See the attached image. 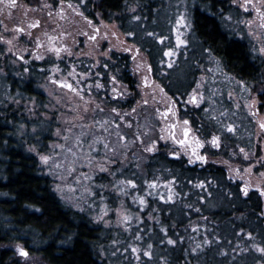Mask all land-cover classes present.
<instances>
[{
	"label": "trees",
	"instance_id": "16d2710c",
	"mask_svg": "<svg viewBox=\"0 0 264 264\" xmlns=\"http://www.w3.org/2000/svg\"><path fill=\"white\" fill-rule=\"evenodd\" d=\"M66 1L79 5L89 18L100 14L106 21H117L135 39H139L140 25L165 27L166 4L161 0ZM186 2L194 55L199 58L208 53L220 59L224 70L260 93L264 110V55L233 28L229 17L240 18L238 7L230 0ZM152 41L141 43L149 47L157 66L159 44ZM110 59L98 68L101 77L78 82L86 93L103 100L105 109L97 110L96 123H102L108 138L112 137L121 150L110 175L92 176V194L105 205L111 221H115L122 201L135 216L129 225L105 226L104 239V228L88 212L62 200L54 188V178L24 141L40 144L44 152L52 140L54 129L47 130L45 124L32 119L27 104L34 102L44 110L48 96L42 84L53 68L64 75L71 69L91 74V61L49 57L20 62L5 54L0 43V264H33L29 256L16 251V243H23L42 264H264V252L258 250L264 247V193L252 189L245 194L242 184L222 165L204 160L192 163L183 156L170 155V145L159 139V123L148 105L136 108L134 99L109 95L113 76L135 90L127 51L113 52ZM194 62H181L169 77L166 89L177 99L186 97L200 78ZM223 94L226 98L228 89ZM208 96L205 94L206 99ZM226 99L223 113L230 116L225 120L215 113L221 112L217 103L209 106L206 102L189 107L183 117L191 119L200 140L220 137L218 148H208L211 155L235 159L234 153L241 146L254 143V116L243 107L236 114L233 99ZM36 126L38 131L31 134ZM157 139V149L151 151ZM134 149L140 150L134 153ZM104 242L105 249L111 248L105 258L100 249ZM117 244L127 250L125 258L113 253Z\"/></svg>",
	"mask_w": 264,
	"mask_h": 264
},
{
	"label": "rangeland",
	"instance_id": "374dc122",
	"mask_svg": "<svg viewBox=\"0 0 264 264\" xmlns=\"http://www.w3.org/2000/svg\"><path fill=\"white\" fill-rule=\"evenodd\" d=\"M160 2L166 4L165 27L160 28L153 23L140 25L137 35L139 39H135L130 35L133 33L124 31L117 21H106L100 14L89 18L79 5L66 0H39L37 4L16 0L15 6H12L10 0H0V43L4 45L5 54L20 62L43 61L49 57L56 60L86 58L87 62L91 61V74L71 69L70 73L64 75L60 69L53 68L52 74L42 84L48 96L43 105L44 110L41 111L34 102L27 104L32 119H38L39 123L45 124L47 130L54 129L52 140L48 141V150L44 152L40 151V144L30 143L28 139L24 141L27 142L29 150L37 155L44 171L54 178V188L62 200L75 209L88 212L93 221L104 228V239L105 226H118L122 223L129 225L135 220V216L122 201L117 206L115 221H111L108 217L110 213H105V205L99 204L92 194V176L97 173L110 175L113 166L118 164L116 159L121 157V150L112 137L108 138L102 123L99 126L96 123L99 114L97 110L102 112L105 109L103 100L92 94L91 90L86 93L78 86V82L81 79L97 78L98 75L101 77L97 70L104 62H111L113 52L127 51L131 57L135 90L115 79L111 80L110 87L107 88L109 95L121 100L134 99L136 108L148 105L159 123V139L170 145V155L179 153V156L192 163L205 160L222 165L247 190L264 189V110L260 93L254 92L251 85L224 70L217 57L208 53L200 55L199 58L194 55L192 19L186 0ZM230 2L240 10V18H231L233 28L246 36L264 55V51L260 50L264 48V0H248L247 7L244 6L245 0ZM256 8H260L261 12H257ZM21 28L24 31H20ZM147 40H154L152 42L159 44L157 66L153 63L149 47H144L146 43H141ZM169 49L172 50L171 54ZM191 60L195 61L196 69L200 70V78L186 97L177 99L166 89V85L170 82L169 77L174 76L177 65ZM107 67L108 65L105 69ZM69 83L72 85L71 89L66 86ZM225 89H228L226 98L233 99L236 114L238 108L243 107L254 116V143L241 146L234 153L235 159L211 155L208 148H218L211 141L218 137L220 145V137L213 135L208 140H200L191 119L183 117L189 107L206 102L209 106L217 103L221 112L215 113L221 119H227L225 116L230 115L223 113L224 102L227 100L223 94ZM261 93H264V88ZM205 94H209L207 99ZM169 108L172 109L171 112L167 111ZM129 112L131 111L128 110ZM186 128L191 130L187 136L184 135ZM37 131V126L30 130L31 134ZM158 144L157 139L150 146L151 149L156 150ZM138 150L140 149L132 152L136 153ZM45 156L49 157L47 161L43 159ZM13 247L19 254L20 247L26 248L23 243H16ZM100 249L103 258L106 250H111L105 249V242L100 245ZM134 250L139 251V246H135ZM126 251L117 244L112 252L121 258L126 256ZM28 256L33 264H42L38 256Z\"/></svg>",
	"mask_w": 264,
	"mask_h": 264
},
{
	"label": "snow or ice",
	"instance_id": "6c2138e0",
	"mask_svg": "<svg viewBox=\"0 0 264 264\" xmlns=\"http://www.w3.org/2000/svg\"><path fill=\"white\" fill-rule=\"evenodd\" d=\"M10 3L12 4V6H15L16 5V0H10ZM245 7H247L248 6V0H245V5H244ZM256 11L257 12H261V9L260 8H256ZM137 19H139V17H137ZM181 19L183 20L184 18L183 17H181ZM229 19H231V17H229ZM39 23V21H37L36 22V24H38ZM34 27L36 26L35 24L33 25ZM20 31H24V29L23 28H21L20 29ZM130 35H133V34H130ZM93 39H95V37H93ZM182 43H187L186 41H181ZM128 51H131L132 49H127ZM261 51H264V48H262V49H260ZM171 52H172V50L171 49H169V54H171ZM59 53L57 52V55H58ZM21 59H23V57H21ZM40 59H43V57H40ZM150 67V66H149ZM112 79L113 80H115L116 78L113 76L112 77ZM56 83H63L62 81H56ZM145 83H147V80H145ZM68 88H72V85L69 83V84H67L66 85ZM75 91H78V89H76ZM115 91V90H114ZM193 100H195V97H193ZM145 103H147V101H144ZM167 111L168 112H171L172 111V109H167ZM185 123H187V122H185ZM59 131V130H58ZM218 140H219V138L218 137H214L213 139H212V141H211V143L212 144H214V145H216L217 147L219 146V143H218ZM178 143H183V141H178ZM150 150H152V151H154L155 149L153 148V149H150ZM173 155H179V153H172ZM43 159L45 160V161H47L48 159H49V157H47V156H45V157H43ZM199 159H205V157H199ZM133 184H134V181L132 182ZM121 191H123V189H121ZM262 191H264V189H262ZM245 194H247V188H245ZM141 199H143V198H141ZM129 219H130V217H129ZM249 235H251V233H249ZM172 243H175V241H171ZM258 250L260 251V252H264V247H258ZM20 252H21V254L22 255H24L25 257H27L28 255H29V253H28V250L26 249V248H23V247H20ZM151 253H149V255H150Z\"/></svg>",
	"mask_w": 264,
	"mask_h": 264
},
{
	"label": "water",
	"instance_id": "95a60500",
	"mask_svg": "<svg viewBox=\"0 0 264 264\" xmlns=\"http://www.w3.org/2000/svg\"><path fill=\"white\" fill-rule=\"evenodd\" d=\"M190 128H186V130L184 131V135L187 136L190 133Z\"/></svg>",
	"mask_w": 264,
	"mask_h": 264
},
{
	"label": "flooded vegetation",
	"instance_id": "af4514ba",
	"mask_svg": "<svg viewBox=\"0 0 264 264\" xmlns=\"http://www.w3.org/2000/svg\"><path fill=\"white\" fill-rule=\"evenodd\" d=\"M204 162H205V160H204Z\"/></svg>",
	"mask_w": 264,
	"mask_h": 264
}]
</instances>
